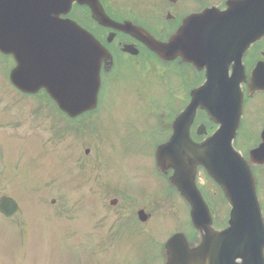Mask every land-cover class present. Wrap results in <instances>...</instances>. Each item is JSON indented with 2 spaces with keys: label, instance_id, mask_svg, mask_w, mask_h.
<instances>
[{
  "label": "rangeland",
  "instance_id": "obj_1",
  "mask_svg": "<svg viewBox=\"0 0 264 264\" xmlns=\"http://www.w3.org/2000/svg\"><path fill=\"white\" fill-rule=\"evenodd\" d=\"M106 1L122 4L126 7L124 13L133 15L130 8L139 3L150 7L149 1L153 4L157 0ZM73 18H80V11ZM134 19L144 20L143 17ZM119 60L121 65L112 74H106L109 76L102 83L98 111L86 118V123L69 124L64 120L52 126L48 115L49 119L38 115L29 100L8 86L6 74L11 69V61L0 58V198L8 196L20 202L21 212L14 221L28 229L19 235L15 229H5L0 221L2 250H15L23 245L32 253L34 262L37 258L38 264H112L113 261L114 264L129 261L135 264L139 243L144 247V239L135 237L134 231H129L130 226L125 227V237L106 239V235L115 233L121 220L134 223L139 209L151 210L152 220L142 234L146 237L151 234L153 241L176 232L188 238L194 234L183 202L161 180L156 183L151 161L154 144L157 146L162 139L155 133L159 128L168 135L167 122L175 114H169V110L162 114L159 110L163 103L172 104L167 97L163 100L162 94L157 95L166 87L161 81L166 73L148 74V70L134 65L135 77L132 66L129 69L123 58ZM168 81L177 88L176 100L182 99L179 91L184 85L199 83L191 78L182 82L178 76ZM39 101L46 105L43 99ZM46 110L57 119L50 106ZM198 122L205 124L201 116ZM37 123L40 126L35 127ZM243 124V144L238 141L237 147L245 152L257 145L255 138L250 139L254 133L250 112ZM54 125L58 130L69 129L82 140L64 136L58 143ZM95 129L89 138L87 135ZM154 129L157 132L152 134ZM14 139L17 141L12 142ZM27 139L31 141L22 143ZM256 176L264 220V168L257 170ZM198 185L212 207L215 224L224 225L229 208L217 188L203 173L199 174ZM126 191L132 194L135 203ZM138 192H142L141 196H137ZM111 200H117L115 207L109 205ZM95 225L98 231L93 230ZM128 235L131 236L126 238ZM156 246H148L145 257L148 261L155 256ZM5 256L0 253V258Z\"/></svg>",
  "mask_w": 264,
  "mask_h": 264
},
{
  "label": "water",
  "instance_id": "obj_2",
  "mask_svg": "<svg viewBox=\"0 0 264 264\" xmlns=\"http://www.w3.org/2000/svg\"><path fill=\"white\" fill-rule=\"evenodd\" d=\"M74 2L88 6L100 25L130 34L162 59L187 55L195 65L204 52V38L217 35L218 23L229 21L226 15L213 14L214 10L192 15L167 44H160L130 23L110 21L98 0H0V52L12 55L16 62L10 75L12 85L27 94L44 89L72 118L96 107L100 66L109 59L90 34L60 19ZM240 5L254 8L257 15L252 20L256 22L251 26L258 37L264 35V0H244ZM247 13L231 14L233 26L240 28L237 35L247 37ZM197 109L206 111L210 121L219 126L200 145L188 138ZM240 114V94L234 96L228 88L219 91L217 83H205L192 92L189 105L173 123L169 142L156 151L158 165L175 169L171 182L190 205L193 226L202 232L201 244L192 249L182 235L172 237L167 244V264H264V222L254 180L247 163L232 147ZM262 138L260 147L250 153L254 165L264 163V132ZM197 165L218 183L231 206L228 227L221 232L210 228L208 209L195 188ZM0 203V211L6 215L15 211V206H7L15 205L13 200L3 198Z\"/></svg>",
  "mask_w": 264,
  "mask_h": 264
},
{
  "label": "flooded vegetation",
  "instance_id": "obj_3",
  "mask_svg": "<svg viewBox=\"0 0 264 264\" xmlns=\"http://www.w3.org/2000/svg\"><path fill=\"white\" fill-rule=\"evenodd\" d=\"M229 1L232 0H157L153 4L151 1H149L151 4L150 7H146L145 5L141 4L140 9H149V13L144 16V19L147 20L149 27H141L151 33L157 40L166 43L170 37L176 34L183 20L187 16L201 13L202 11L212 7L223 13L228 9L227 3ZM77 8V11H80V18H77L79 25L82 24L84 27H86L85 29L89 31L105 47L111 57L110 62L103 63L101 65L100 72L102 74L113 71L115 68V61H117V56L118 58L121 57L126 61H136V65L141 64L142 70H148V74L155 72L161 75L167 72L169 75L171 74L175 78L178 76L182 82H186L191 78L196 82L203 83L210 73L221 72V67H223V72H226V75H223L224 78L228 79L229 81L243 82V117L247 114V112H250V127L254 131V134L252 133L250 135V139L255 138L256 142L259 143L260 135L264 128V92H259L253 96H250L248 93V87L252 70L258 63H264V37L260 41H256V43L251 44L242 54V56L240 53L242 45L238 38L232 35L222 38L225 42H220V44H218V49L215 45L211 44L213 50H209L202 57L204 66L200 71L194 69L190 63L185 62L182 57H175L169 62L161 60L157 55L148 51L144 45L137 42L133 38L121 33H114L113 30L100 27L94 20L91 19V17L88 19L84 11L79 9V7ZM103 9L106 14L110 16L104 7ZM112 9V12L114 13H121L124 11V6L115 5L112 7ZM142 15L144 14L142 13ZM114 21L123 22L125 20L121 21L119 19H115ZM204 39L207 41L208 38L205 37ZM128 46L132 47L131 51H123ZM240 58L241 64H243L244 68V79H242L240 75L234 74L235 71H237L239 74V63H236V61H240ZM161 77L163 78V83L167 82L166 75ZM188 86L189 85H184V87L180 89L179 95L181 98H183L184 94H186L187 97V94L192 90V86ZM238 141L242 142L243 144V141L239 135L236 138V142ZM152 166L155 177H159L166 182L169 181L170 174L172 173L171 171L166 169L160 171L157 169L156 164H153ZM113 203L115 202H111L110 204ZM18 214L19 212H17L15 216ZM146 215L147 224L152 220L151 210L150 212H147ZM10 222L11 225H8L9 228L15 229L16 231L20 230L18 226L14 225L13 221ZM8 227L4 228L9 230ZM120 228L121 227L118 225L116 232H118ZM106 238H108V235H106ZM165 241H163V244ZM162 246L160 247L159 251L155 252L153 259L149 261L145 258L147 253L144 251L143 259L139 262V264H166L167 254L166 252H163L162 248H164V246ZM0 253L7 255L3 258H0V264H34L32 253L28 251L23 245H19L15 250H2L0 248Z\"/></svg>",
  "mask_w": 264,
  "mask_h": 264
}]
</instances>
